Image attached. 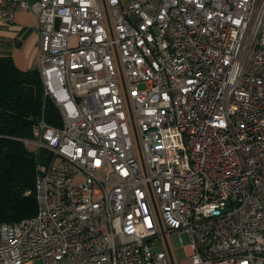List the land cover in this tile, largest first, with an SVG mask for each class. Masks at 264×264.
<instances>
[{
	"label": "built area",
	"instance_id": "built-area-1",
	"mask_svg": "<svg viewBox=\"0 0 264 264\" xmlns=\"http://www.w3.org/2000/svg\"><path fill=\"white\" fill-rule=\"evenodd\" d=\"M8 1L61 123L0 264H264V0Z\"/></svg>",
	"mask_w": 264,
	"mask_h": 264
},
{
	"label": "trees",
	"instance_id": "trees-1",
	"mask_svg": "<svg viewBox=\"0 0 264 264\" xmlns=\"http://www.w3.org/2000/svg\"><path fill=\"white\" fill-rule=\"evenodd\" d=\"M45 116L60 125V114L45 88L39 70L20 69L11 57L0 55V225L37 214L35 184L42 154L25 143Z\"/></svg>",
	"mask_w": 264,
	"mask_h": 264
},
{
	"label": "crops",
	"instance_id": "crops-1",
	"mask_svg": "<svg viewBox=\"0 0 264 264\" xmlns=\"http://www.w3.org/2000/svg\"><path fill=\"white\" fill-rule=\"evenodd\" d=\"M8 9L9 1L0 0V55L11 57L22 70H39L40 38L35 28L33 14L19 8L15 10L13 21H9L7 19ZM173 234L178 242V233L173 232L171 235ZM187 239L185 247L178 242L176 258L170 246L173 264H190L192 248L188 246L189 238Z\"/></svg>",
	"mask_w": 264,
	"mask_h": 264
},
{
	"label": "rangeland",
	"instance_id": "rangeland-1",
	"mask_svg": "<svg viewBox=\"0 0 264 264\" xmlns=\"http://www.w3.org/2000/svg\"><path fill=\"white\" fill-rule=\"evenodd\" d=\"M140 88L143 89L144 88V85H141ZM183 239L185 240L186 243L188 242L187 241L188 239H187L186 236H184ZM169 241H170V245L172 247V251L174 252L173 253L174 254V257L176 258V250H178V247H179L178 242H177V237L173 234V235H171L169 237Z\"/></svg>",
	"mask_w": 264,
	"mask_h": 264
}]
</instances>
